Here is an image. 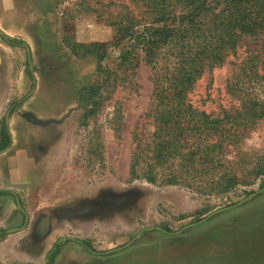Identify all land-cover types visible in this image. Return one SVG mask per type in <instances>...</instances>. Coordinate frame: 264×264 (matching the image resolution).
<instances>
[{"label":"rangeland","instance_id":"374dc122","mask_svg":"<svg viewBox=\"0 0 264 264\" xmlns=\"http://www.w3.org/2000/svg\"><path fill=\"white\" fill-rule=\"evenodd\" d=\"M143 11L133 0H0L8 38L0 34V128L9 114L42 155L64 147L88 189L67 219L56 211L33 217L32 225L57 230L24 234L22 261L0 264H48L56 246L52 264H264V176L252 170L264 158V124L246 138L247 156L227 158L239 182L225 194L205 182L169 183L176 164L150 167L146 151L130 173L158 128L152 71L141 55L135 65L139 48L120 31V21ZM260 47L245 37L236 57L205 70L188 95L192 105L213 116L239 106L229 81Z\"/></svg>","mask_w":264,"mask_h":264},{"label":"trees","instance_id":"16d2710c","mask_svg":"<svg viewBox=\"0 0 264 264\" xmlns=\"http://www.w3.org/2000/svg\"><path fill=\"white\" fill-rule=\"evenodd\" d=\"M133 1L144 9L143 16H130L128 26L120 21V31L139 48L141 54L133 56L135 65L141 55L152 71L151 116L158 128L149 146L133 155L130 173L137 175L146 151L148 161H153L150 167L176 164L177 180L169 183L205 182L218 194H225L239 182L227 158L245 156L246 138L264 124V0ZM245 37L259 41L261 50H253L236 64L229 81L239 106L221 110L216 116L200 111L188 97L195 83L205 70L223 65L230 55L236 57ZM10 144L3 123L0 151ZM195 156L199 161L209 158L210 163L196 167ZM253 163L252 170L264 176V158ZM58 251L56 246L48 264Z\"/></svg>","mask_w":264,"mask_h":264},{"label":"crops","instance_id":"0c3cea01","mask_svg":"<svg viewBox=\"0 0 264 264\" xmlns=\"http://www.w3.org/2000/svg\"><path fill=\"white\" fill-rule=\"evenodd\" d=\"M9 118L6 125L11 144L0 151V261H22L28 241L24 234L57 230L55 224L32 225L33 217H51L56 211L67 219L74 202L87 201L88 189L64 147L53 145L42 155L41 147L35 149L31 138L24 135L21 119ZM83 211L86 213L87 208Z\"/></svg>","mask_w":264,"mask_h":264},{"label":"water","instance_id":"95a60500","mask_svg":"<svg viewBox=\"0 0 264 264\" xmlns=\"http://www.w3.org/2000/svg\"><path fill=\"white\" fill-rule=\"evenodd\" d=\"M0 34L2 35V36H4L7 40H8V38L0 31ZM10 40V39H9ZM28 50V52H29V49H27ZM30 68L32 69V66H30ZM8 117H9V114L7 115V117H6V123H8ZM254 196V194L253 195H251L250 196V198H252Z\"/></svg>","mask_w":264,"mask_h":264},{"label":"flooded vegetation","instance_id":"af4514ba","mask_svg":"<svg viewBox=\"0 0 264 264\" xmlns=\"http://www.w3.org/2000/svg\"><path fill=\"white\" fill-rule=\"evenodd\" d=\"M12 44V43H11ZM83 247H86V245L83 244V242L81 243ZM53 251V250H52Z\"/></svg>","mask_w":264,"mask_h":264}]
</instances>
